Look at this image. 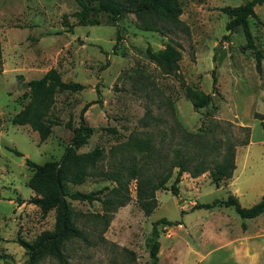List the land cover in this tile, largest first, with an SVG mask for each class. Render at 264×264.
Instances as JSON below:
<instances>
[{
    "label": "rangeland",
    "instance_id": "rangeland-1",
    "mask_svg": "<svg viewBox=\"0 0 264 264\" xmlns=\"http://www.w3.org/2000/svg\"><path fill=\"white\" fill-rule=\"evenodd\" d=\"M246 1L177 0L181 12L173 22L153 14L139 16L129 9L115 23L100 12L95 15L96 22L79 24L75 16L79 5L74 0H0V264H23L26 260L17 237L32 241L40 231L52 229L54 209L42 213L30 202L34 192L26 186L31 170L24 158L35 163L57 160L79 123L84 104L88 105L82 117L92 130L77 151L98 147L104 156L82 182H65L64 188L66 192L98 191L101 199L109 197L108 190L115 185L104 171L119 161L142 164L144 155L153 150L146 166L160 171L183 143H189L190 152H194V138L185 142V132L205 134L202 140L209 161L218 160L227 146L235 156L236 151H243V142L264 136V62L259 76L252 52L244 48L241 28L226 30L229 17L221 11L223 6ZM253 10L255 16L247 18L249 30L255 47L264 51V0ZM166 44L180 53L174 73L161 71L146 54L147 48L157 51ZM50 68L65 85L78 83L81 88L55 90L44 117L50 132L40 140L29 125L11 119L29 99L27 81ZM211 73L217 93L211 92ZM186 87L192 93L211 92L210 103L194 110ZM257 111L263 119L254 116ZM129 137L149 138L151 148L109 156L111 147ZM246 161L257 163L251 153ZM240 163L238 158L237 167ZM175 170L173 167L165 182L166 189L155 190L156 206L149 215H144L136 202L134 179L128 182L127 202L113 211L104 210L99 200L66 197L72 223L84 239L64 240L61 261L47 253L35 264H148L151 224L156 219L182 220L183 225L205 220L210 227L219 223L217 214L196 205L226 198L231 176L215 186L208 171L195 177L182 172L177 194L172 195L168 186ZM248 172L245 169L242 176ZM260 174L255 172V179H260ZM253 197L246 195L240 205L250 206ZM226 210L229 227L243 220L231 206ZM156 229L158 240L161 232H175L178 227L157 224ZM159 241L163 246L170 240L160 236ZM161 251L165 256L164 247Z\"/></svg>",
    "mask_w": 264,
    "mask_h": 264
},
{
    "label": "trees",
    "instance_id": "trees-1",
    "mask_svg": "<svg viewBox=\"0 0 264 264\" xmlns=\"http://www.w3.org/2000/svg\"><path fill=\"white\" fill-rule=\"evenodd\" d=\"M79 9L75 16L79 24L96 22L95 15L104 12L110 17L113 23L120 18L124 12L129 9L136 15L153 14L162 20L176 21L181 12L177 0H74ZM263 0H248L237 6H223L221 11L229 18L225 24V29L230 31L235 27H240L244 37V48L249 49L254 57V68L257 74L262 75V62H264V51L257 49L249 30L247 18L254 17L253 7ZM224 38L226 35L223 36ZM146 54L161 71L164 73H174L178 69V60L180 59L179 51L171 44H166L157 51L146 49ZM216 80L211 73V92L216 91ZM29 90V99L23 108L16 113L11 121L16 124H27L36 131L40 140L47 137L50 132V125L44 119L48 113L53 101V94L59 88L78 89L81 85L72 83L65 85L58 77L54 68L48 69L39 78L27 81ZM186 90H189L186 87ZM186 95L191 98V105L194 110L205 107L211 101V92L209 93H192L186 91ZM88 104L81 107L79 123L72 129V134L68 144L57 160H45L42 163H35L24 158L25 165L31 170V174L26 180V186L34 192L30 202L38 206L42 213L54 209V222L50 230L40 231L32 241H26L20 237L16 238L18 244L27 254L23 264H35L36 261L44 254H52L58 260H62L61 247L64 240L70 237L84 239L81 231L75 227L71 220L70 206L66 197L73 200L91 202L99 200L104 210L113 211L117 207L124 205L128 200V182L132 179L135 181V199L140 206L144 215H149L156 206L154 192L158 189H166L165 182L170 177L172 168L175 167V174L168 190L172 195L177 194L176 183L182 172H188L191 177H195L204 171H208L210 181L217 186L218 183L231 176L234 168V151L227 146L226 151L217 159H208V147L206 146L202 133L185 132V142L193 139L197 145L194 152H190L189 143H183V147L174 149L172 158L168 165L160 171L152 169L148 164L151 160L153 150L144 156L146 162L140 164L125 165L121 161L111 169L104 171V176L112 180L115 185L108 192L109 197L101 199L98 191H72L66 192L65 182L80 183L84 177L90 174L95 163L104 156L103 150L94 147L85 152H78V148L87 142L92 128L87 125L82 117V113ZM261 118V114L254 113ZM262 124V122H261ZM246 128V127H245ZM247 129V128H246ZM204 143H203V142ZM243 142L242 144H246ZM198 144H200L198 146ZM149 138L129 137L125 141L111 147L109 156L122 153L127 150L143 153L150 149ZM16 155H20L15 149H11ZM158 155V154H157ZM157 160V159H155ZM145 164V165H143ZM231 206L241 219L251 218L264 212V193L260 198L250 206H241L238 199L228 194L224 199H213L210 203H199L196 207L210 208L216 204ZM157 224L167 226L178 224L177 221H171L165 218H158L151 224L153 239L148 243V255L150 262L155 264L157 260L158 240L156 237L158 231ZM244 222H241V228H244Z\"/></svg>",
    "mask_w": 264,
    "mask_h": 264
},
{
    "label": "crops",
    "instance_id": "crops-1",
    "mask_svg": "<svg viewBox=\"0 0 264 264\" xmlns=\"http://www.w3.org/2000/svg\"><path fill=\"white\" fill-rule=\"evenodd\" d=\"M256 113L261 114L258 111ZM261 117L263 119L262 114ZM263 143L264 136L257 140L249 138L248 143L243 146V151L239 154L235 152L234 168L226 185L230 189L229 193L239 202L246 195H253L254 197L250 199L253 204L264 193ZM250 153L257 160L255 165L246 161ZM238 158H241L239 167ZM250 165L254 166V169ZM256 165L260 166V169L256 170ZM245 169L249 172L242 176ZM255 172L261 173L260 179H255ZM226 207L229 206H223L221 209L219 206L209 208V213L217 214L218 220H221L211 227L210 222L205 224V220H192L185 225L180 220L176 224L178 229L175 232L169 230L161 232L158 236L159 248L155 264H264V212L243 219L233 228L227 225L226 217H229L230 213ZM241 222H244V228H241ZM179 230H183L184 233L179 234ZM160 236L170 241H166L162 246ZM163 247L166 251L165 256L161 254Z\"/></svg>",
    "mask_w": 264,
    "mask_h": 264
}]
</instances>
